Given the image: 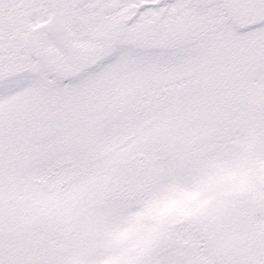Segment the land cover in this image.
<instances>
[{
	"label": "snow or ice",
	"instance_id": "1",
	"mask_svg": "<svg viewBox=\"0 0 264 264\" xmlns=\"http://www.w3.org/2000/svg\"><path fill=\"white\" fill-rule=\"evenodd\" d=\"M0 264H264V0H0Z\"/></svg>",
	"mask_w": 264,
	"mask_h": 264
}]
</instances>
